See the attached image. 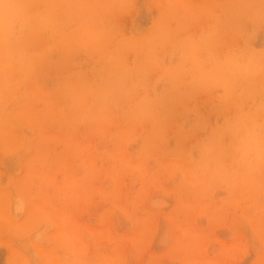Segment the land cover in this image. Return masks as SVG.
Returning a JSON list of instances; mask_svg holds the SVG:
<instances>
[{
    "label": "clouds",
    "instance_id": "clouds-1",
    "mask_svg": "<svg viewBox=\"0 0 264 264\" xmlns=\"http://www.w3.org/2000/svg\"><path fill=\"white\" fill-rule=\"evenodd\" d=\"M128 2L0 0V150L29 156L19 184L45 225L13 264H127L124 237L77 220L97 197L135 225L145 203L167 206L152 193L174 195L171 252L185 257L195 245L180 218L215 211V192L264 214V0H153L139 37L116 22ZM19 126L34 134L12 138Z\"/></svg>",
    "mask_w": 264,
    "mask_h": 264
},
{
    "label": "rangeland",
    "instance_id": "rangeland-1",
    "mask_svg": "<svg viewBox=\"0 0 264 264\" xmlns=\"http://www.w3.org/2000/svg\"><path fill=\"white\" fill-rule=\"evenodd\" d=\"M157 15L158 9L153 0H129L116 15V22L125 36L139 37L152 30ZM254 43L257 47L264 46V29L259 31ZM202 111L207 112V107ZM47 133L62 135L55 127L48 128ZM33 134L30 128L19 126L13 130L11 137ZM135 147L133 145L132 149ZM48 149L53 154L61 153L62 145L52 142ZM28 158L23 152L10 154L0 150V264H13L18 253L32 257L34 249L30 247V242L45 227L36 225L38 211L35 205L39 202L34 201L32 195L19 184ZM61 179L57 176L58 182ZM165 188L171 190L172 184H166ZM226 195L224 191H217L206 201L215 211L205 214L189 212L181 216V226L189 231V241L195 245L190 257L171 252L174 237L179 234L171 219L176 215L174 195L163 191L152 193L153 197L166 201L167 206L154 210L145 203L137 212V217L144 223L135 225L119 211L112 210L111 203L100 197L76 215L83 225L114 237H124L122 251L127 264H181L185 258L211 260L217 264H256L258 255L264 251V237L258 230L260 222L264 221V214L249 209L243 200L224 207L222 200ZM19 225L36 227V232L32 237H25L17 227Z\"/></svg>",
    "mask_w": 264,
    "mask_h": 264
}]
</instances>
